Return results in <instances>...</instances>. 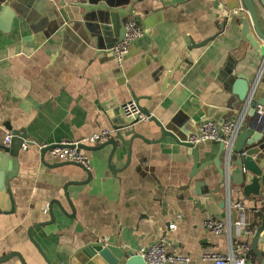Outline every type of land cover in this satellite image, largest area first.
<instances>
[{"label": "crops", "instance_id": "1", "mask_svg": "<svg viewBox=\"0 0 264 264\" xmlns=\"http://www.w3.org/2000/svg\"><path fill=\"white\" fill-rule=\"evenodd\" d=\"M23 2L14 6L23 16L17 15L8 33L0 31V141L6 133L25 131L28 146L19 151L18 177L10 182L15 212L0 215V257L14 252L27 264H47L28 236L32 229L51 264H70L90 243L117 247L131 256L161 242L187 258L183 264H213L212 255L232 250L233 223L242 212L230 205L242 201L252 234L238 244L250 245V264H264V241L257 243L260 260L253 250L261 202L243 196L232 180L228 187L215 165L191 179L193 155L171 137L159 143L135 138L129 152L135 134L153 141L161 133L149 121L126 127L123 111L135 95L140 107L165 125L173 123L178 138L187 139L205 120L220 124L236 115L234 75L252 82L259 74V97L264 98V59L243 34L248 15L237 14L243 9L241 1L230 11L228 0H106L111 6L131 4L141 16L132 13L127 19L137 20L144 34L122 63L97 48L82 21L86 13L80 5L100 0H68L65 6L61 0ZM105 26L103 38L113 41L119 30ZM194 44L198 47L188 51ZM184 52L187 63L161 94L166 74ZM119 128L112 163L122 170L113 173L109 168L111 146L87 152L92 173L88 184H74L86 181L87 174L72 163L53 167L61 162L49 151L42 158V146ZM199 149L201 166L218 157L220 145L208 142ZM210 220L229 225L230 236L211 233L205 226ZM41 223L51 224L36 227ZM6 264L21 263L15 258Z\"/></svg>", "mask_w": 264, "mask_h": 264}, {"label": "water", "instance_id": "2", "mask_svg": "<svg viewBox=\"0 0 264 264\" xmlns=\"http://www.w3.org/2000/svg\"><path fill=\"white\" fill-rule=\"evenodd\" d=\"M20 1L22 3L25 0H16V1H0V31L3 33H8L13 25V21L17 15H22L14 7L16 3ZM45 1V0H44ZM62 6H65V2L68 0H61ZM119 0H115L118 3ZM244 13L239 16L245 15L247 13L248 18L244 20L243 23V34L246 39L252 43L255 48L262 53L264 59V28L262 23L264 22V0H240ZM23 2V3H24ZM80 8L84 9L85 16H83L82 21L85 24L87 30L92 35V38H95L97 41V48L105 49L112 55L111 50L120 43L126 34L125 30V21L130 17L132 13L136 16H140L135 10L133 5L126 4L125 7L111 6L107 5L106 0H100L96 5H80ZM227 8L230 11L239 8L238 0H228ZM141 17V16H140ZM263 21V22H262ZM113 24L116 33L119 30V35L113 41H109L107 38H103V33L106 35L107 27L105 25ZM251 24V25H250ZM251 26V27H249ZM249 30H252L253 33L249 34ZM258 37L261 40L262 45L256 40ZM105 40V42H104ZM105 43H107L105 45ZM206 43H204L205 45ZM197 45H192L188 49L191 51L194 48H197ZM184 52L180 59L177 61L175 67L170 70L164 79L163 89L161 94L171 88L169 83L170 80L174 79L175 73L180 68V65L183 62H186L184 59ZM259 74L256 75L255 79L250 82L244 76L237 77L234 75V83L232 94L236 97V107L238 111L229 121L237 120L242 114H245L247 118L244 121V130L238 135L234 150L232 155L228 157L227 149L224 144L220 145V151L218 157L212 162L205 163L201 166H198L200 159V149L199 146L194 145L189 142L191 136L196 133L191 132L187 139H179L176 131H174L173 123L163 124L156 117H154L150 111L146 108H142L139 105L140 98H137L133 95L134 101L137 103L139 110L142 115H144L149 121L155 123L159 128L161 137L160 139L150 141L146 139L143 135L135 134L130 140L129 152H131L132 143L135 138H139L146 143H159L163 141L166 137L173 138L178 144L184 146L188 149V152L193 155V169L190 175V178L200 172L202 169L209 165H215L220 178L222 181L226 182L227 176V167H230L232 186L240 187V191L243 196L250 197L252 196L256 202H261V211L257 215L256 222L259 224V227L256 229L254 238H253V250L256 253L258 259H261V255L257 250V243L260 240L264 241V115L258 113V109L261 107L264 112V98H260V83ZM251 95L253 99L248 103V99ZM239 113V116L237 115ZM141 122H129L127 120L126 127H132L133 125ZM223 123V122H221ZM220 123V124H221ZM125 128V127H124ZM121 129L117 130L116 136L109 139L106 143L97 146V147H88V146H79V149L85 150L87 152H98L104 149L107 146L112 147V151L108 158V165L110 170L113 173L120 171L122 169H116V166L112 163L114 157L116 156L119 149V139L121 137ZM148 132H151L149 130ZM12 139L9 145H0V172L4 175L3 179L0 177V215H9L15 212V201L10 187V182L18 177L17 167V158L19 151L23 148L27 139L25 131L21 132H12ZM216 144V143H214ZM42 148V147H41ZM55 148L54 145L46 146L41 149L42 158L44 159L45 154ZM222 156V158H221ZM221 158V159H220ZM70 163H60L59 165H52L53 167H60ZM77 166L81 171L87 174V180L83 182H75V185H85L92 180V173L87 169V167L73 164ZM52 167L50 165H47ZM11 169V170H9ZM223 182V183H224ZM66 198L71 204L73 211H75L73 204L65 192ZM49 212L51 216V223L55 222L53 206L50 205ZM51 223H41L36 227H45ZM28 236L32 243L35 245L39 253L43 256L47 264H51L37 242L33 239L32 229L29 230ZM18 259L21 264H27L25 259L18 253L10 252L4 256L0 257V264L9 263L13 259ZM70 264H146L145 260L140 255H131L129 256L124 250L113 247L110 245H105L103 243H90L84 248L80 249L71 259Z\"/></svg>", "mask_w": 264, "mask_h": 264}, {"label": "built area", "instance_id": "3", "mask_svg": "<svg viewBox=\"0 0 264 264\" xmlns=\"http://www.w3.org/2000/svg\"><path fill=\"white\" fill-rule=\"evenodd\" d=\"M245 11L241 9L240 14ZM126 34L124 39L118 43L112 50V54L115 59L122 63L125 56L128 55L131 46L140 38L143 37V29L139 22L135 19L127 20L125 23ZM264 67V60L263 65ZM254 95H251L248 99L250 103ZM123 111L125 117L130 122H147V118L141 114L137 103L133 100L123 106ZM260 115H264L263 109L260 107L258 109ZM245 114H242L235 121H227L221 125L213 120H205L201 123L200 127L196 130V133L190 137L189 142L194 145H201L203 143H216L224 144L227 149V155L230 157L232 155L236 139L238 135L244 129ZM117 133L114 129H104L97 133L92 134L89 137H85L70 143H62L61 145H54L55 148L49 151L51 157L56 159L61 163H72L79 164L85 167H89V157L85 150L79 149V146L97 147L106 143L109 139L113 138ZM12 139L10 133H6L1 144L9 145ZM27 144L23 145L26 149ZM46 146H42L44 148ZM230 167H227L226 183L230 186ZM231 209L242 212L241 218L237 219L233 223V232L235 235L230 237V242L232 250L227 255L214 254L211 256L213 264H250L253 259L252 249L247 243H239V240L243 237L248 238L251 236L252 232L245 222L244 214L246 213V208L242 201H236L230 205ZM206 228L213 233L215 236L225 235L229 232L230 236V226L222 223L221 221L210 220L205 224ZM176 229L175 224L170 225V230L174 231ZM110 238H106L105 242L108 243ZM138 255H140L146 262V264H183L187 263L188 259L181 257L175 253H171L164 242L155 244L151 247L141 249Z\"/></svg>", "mask_w": 264, "mask_h": 264}]
</instances>
